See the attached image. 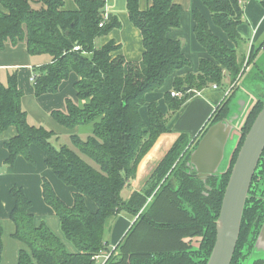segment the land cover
<instances>
[{"label":"trees","instance_id":"trees-1","mask_svg":"<svg viewBox=\"0 0 264 264\" xmlns=\"http://www.w3.org/2000/svg\"><path fill=\"white\" fill-rule=\"evenodd\" d=\"M140 1L128 0L127 13L130 22L141 32L143 61L129 63L123 55H114L122 49L121 45L113 41L103 47L96 44L121 27L118 18L110 23L105 21L106 0H75L77 10L73 12L65 10L64 0H0L6 10L0 13V50L7 44L23 43L28 55H47L52 59L51 63L33 70L37 76L34 84L37 97L58 94L61 85L77 74L74 88L80 104L68 100L66 113L53 112L51 116L60 126L69 130L78 127L85 133L84 138L80 133L71 135L75 150L67 146L55 148L51 141L56 134L29 124L18 75H10L7 85L0 83V131L17 129V136L4 144L9 153L6 164L14 167L20 156L34 164L30 148L35 145L43 151L45 164L56 178L75 192L74 203L68 206L55 193L50 181L42 183L45 204L53 209L64 237L76 249L77 253L71 254L45 224L36 226L32 205L23 189L10 190L15 201L10 216L16 226L13 237L26 247L20 251L18 264H95L94 257L107 251L105 235L110 219L123 213L137 218V222L106 264H207L212 254L226 185L243 141L263 108L264 97H260L244 124L239 146L225 174L212 176L203 183L191 173L188 163L195 145L187 149L182 137L152 174L151 188L124 200L123 189L136 179L141 160L162 135L170 132L167 116L160 111L158 102L148 104L146 96L163 90L170 78L190 66L182 42L169 37L171 31L180 28L182 7L174 0H152L147 10L142 11ZM201 1L211 11L214 25L230 41L239 42L243 4L250 0ZM193 17L196 39L208 56L201 59L198 73L173 79V89L164 94L171 114L179 112L196 92L212 85L221 86L225 72L231 82L241 72L236 51L212 33L200 11L194 10ZM76 46L81 50L75 51ZM261 80L264 82V77ZM172 92L186 95L175 99ZM231 101L232 97L218 108L212 122L228 116ZM144 107H147L148 124L141 117ZM84 157L96 165L86 162ZM261 158L232 264L246 263L250 251L241 253L242 246L247 243L249 250L253 248L258 225L264 220V153ZM86 198L95 203L96 212H90ZM149 198L152 201L147 205ZM257 218L255 233L253 229L250 237ZM197 235L203 237L201 250L189 253L182 249L183 237ZM2 237L0 220V264ZM175 241L178 243L172 246ZM117 251L120 258L115 257Z\"/></svg>","mask_w":264,"mask_h":264},{"label":"crops","instance_id":"crops-1","mask_svg":"<svg viewBox=\"0 0 264 264\" xmlns=\"http://www.w3.org/2000/svg\"><path fill=\"white\" fill-rule=\"evenodd\" d=\"M64 1L66 11L73 12L77 10L75 0ZM174 2L182 7L183 13L180 28L171 31L169 37L172 40L182 42L183 54L189 59L190 66L179 70L166 82L163 90L149 93L146 96V102L148 104L158 102L160 111L166 116L175 115L171 114L167 101L164 98V94L173 89L172 83L175 76L198 73L201 59L208 56L205 48L196 39L194 10L201 12L205 20H207L212 33L217 38L223 40L229 49L236 51L239 65L243 64L244 60L248 58L251 50L255 52L259 50L254 64L264 58V39H261L264 34V8L260 0H250L243 4L244 25L239 27V32L241 35V32L245 31L251 40H240L236 44L228 39L222 29L214 25L211 11L204 6L201 0H174ZM127 3L128 0H106L104 10L105 21L110 23L114 18H118L121 27L113 30L109 35L98 40V42L100 47H103L108 42L113 41L117 46L121 45L122 47L114 55H123L129 63H141L144 53L142 35L140 30L130 22L129 14L127 13ZM151 4L152 0H141L140 9L145 11ZM0 13H6L5 8L1 4ZM6 46L4 50H0V83L7 85L10 75L15 73L18 75V86L24 93L22 105L24 111L27 113L29 124L43 127L54 134L63 133L70 137L73 134H78V127L75 130H69L62 125L60 126L51 116L53 112L62 111L66 113V102L68 100L73 104H80L77 90L74 88L78 81V75L72 74L69 80L61 85V90L58 94H45V96L37 97L35 95L34 83L31 81L34 74L33 70L35 67L51 63L52 59L47 55L36 57L28 55L26 46L23 43L14 46L7 44ZM240 48L242 49L240 50ZM240 51L241 53L239 54ZM213 86L215 85L208 87L206 90L196 92L177 112L171 124L167 123V128L170 132L162 135L153 145L150 152L141 160L136 172V179L123 189L122 197L124 200L131 199L135 193L143 194L145 190L151 188L152 174L164 161L166 155L176 146L180 138L183 137L186 141L187 149H191L195 145V142L213 121L215 112L228 100L226 97L229 94L228 98L230 96L233 97L234 94L236 95L240 91L249 99L248 102L251 103L254 99L256 100V98H252L242 88V86H245L242 79L231 84L230 76L227 72H225L222 85L218 86V89H214ZM256 97L260 98L259 95ZM141 117L148 124L147 107L142 108ZM16 136L17 129L15 127H10L2 133L0 131V172L2 171L1 164L6 162L9 156L4 144ZM30 149L35 161L34 164H29L20 156L17 158L14 167H10L6 172L0 174V220L3 228V257L1 264H18L20 251L26 249L21 241L19 242L13 237L16 231V226L10 219L15 206V201L10 194V190L13 187L23 189L24 194H26L32 205L31 213L33 214L36 226L45 224L65 244L68 252L71 254L77 253L75 247L64 237L59 218L53 209L45 204L42 183L44 180L50 181L55 193L68 206H72L74 203V189L56 178L54 173L45 164V155L41 149L35 145H32ZM157 191L156 189L154 194ZM152 198L148 199L147 205L151 203ZM85 202L91 213L97 211L95 203L89 198H86ZM123 214L110 219L111 223L108 224L105 235L106 243L108 244L107 251L102 252L100 258L112 254L113 250L123 242L126 234L137 222V218L133 217V221H129Z\"/></svg>","mask_w":264,"mask_h":264},{"label":"water","instance_id":"water-1","mask_svg":"<svg viewBox=\"0 0 264 264\" xmlns=\"http://www.w3.org/2000/svg\"><path fill=\"white\" fill-rule=\"evenodd\" d=\"M242 88L256 100L254 99L250 103L248 102L249 99L240 91L236 95L234 94L229 105L228 116L222 121L211 122L206 131L195 142V146L191 151L188 167L192 171H196L203 182L212 176L225 174L230 165L231 157L239 146V141L235 150L228 157L229 163L224 170H221L225 160L227 145L238 129L242 132L251 111L261 100V98L254 96L247 86H242ZM189 90L187 88V91ZM263 152L264 105L253 122L251 130L246 135L237 156V161L231 170V176L226 186L222 208L217 221L216 242L207 264H232L241 235L243 214L247 205L246 201L251 189L250 186ZM123 215L129 221H133L132 215L128 213ZM255 247L264 251V225Z\"/></svg>","mask_w":264,"mask_h":264},{"label":"rangeland","instance_id":"rangeland-1","mask_svg":"<svg viewBox=\"0 0 264 264\" xmlns=\"http://www.w3.org/2000/svg\"><path fill=\"white\" fill-rule=\"evenodd\" d=\"M256 1H259V0H256ZM242 25H244V22H242L241 26ZM247 34L248 33H246L245 31L241 32V35H240L241 36V39L240 40H251L250 37L247 36ZM261 39H264V34L262 35V38ZM96 44L98 46H100V44H99L98 41H97ZM241 49L242 48H240V50ZM240 53H241V51L239 52V54ZM252 53H254L255 55H252ZM252 53H250V55L248 56V58H246L244 60L243 64H241V66H240L241 72H240V75L238 76V78H237L236 81L242 79V82L245 84V86H247L248 88H250V90L254 94V96L259 95L260 97H264V82L261 80V78L264 77V58L261 61L259 60L260 62L258 61V62H256V64H254L255 61H256V59H257V57H258V53L259 52H255V51L252 50ZM235 82H231L230 81L231 84H234ZM233 89H234V87H233ZM228 96L226 97L227 99H229L231 97L230 96L228 98ZM175 115H168L167 116V119H168L169 124H171V122L174 119ZM85 129H88V128H85ZM79 133L81 134V136L83 138L85 137V133L84 134L81 133V129H79L78 134ZM240 135H241V131L238 129V131L235 132L233 134L232 138L230 139V141H229V143L227 145V148H226L225 160H224V162H223V164L221 166V170H224L225 167L227 166V164L229 163L228 157L232 154V152L237 147L238 141H239V138H240ZM51 142H52V145L55 148L60 149L61 146H67V147L72 148V149L75 150V148H73V146L71 144L70 136L67 135V134H63V133L56 134V136L52 139ZM84 159H85L86 162H89L91 165H96L94 162H92V160L90 161L87 157H84ZM1 165H2L1 166L2 171L0 172V174H3L4 172L7 171V169H9L11 167L10 165H7L6 162H3ZM109 223H111V222H109ZM119 254H120L119 251H117L115 253V257L120 258V255ZM100 255H98V256H100ZM110 256H111V254L106 255V257H104V258H100L98 264L99 263L106 264V262L109 260V257ZM257 259H264V251H261V250H258L257 249V252L252 256V261L253 260H257ZM97 261L98 260L96 259L95 260V264H97Z\"/></svg>","mask_w":264,"mask_h":264},{"label":"flooded vegetation","instance_id":"flooded-vegetation-1","mask_svg":"<svg viewBox=\"0 0 264 264\" xmlns=\"http://www.w3.org/2000/svg\"><path fill=\"white\" fill-rule=\"evenodd\" d=\"M264 153V152H263ZM263 155V154H262ZM262 157V156H261ZM262 159V158H261ZM261 161V160H260ZM260 163V162H259ZM258 166H259V164H258ZM258 166H257V168H258ZM256 171H257V169H256ZM256 171H255V174H256ZM190 172L191 173H194V174H196L198 177H199V175L196 173V171H192L191 169H190ZM200 178V177H199ZM254 178H255V176H254ZM254 178H253V181H252V184H251V186H250V192H251V190H252V185H253V182H254ZM201 179V178H200ZM230 179V178H229ZM201 181H202V179H201ZM208 181V180H207ZM207 181H205V182H203V183H206ZM228 184V183H227ZM227 186V185H226ZM263 188H264V185H263ZM174 189L176 190L177 189V184L174 186ZM207 189H209V188H207ZM210 190V189H209ZM226 192V191H225ZM250 192H249V195H250ZM225 195V194H224ZM249 195H248V198H249ZM224 198V197H223ZM248 198H247V200H248ZM223 201V200H222ZM247 202V201H246ZM248 203V202H247ZM223 204V203H222ZM221 208H222V206H221ZM221 211V210H220ZM220 214V213H219ZM219 217V216H218ZM257 223H258V218L256 219V221L253 223V225H252V227H251V233H250V237H251V235H252V230L254 229V233H255V230H256V228H255V226L257 227ZM242 224H243V221H242ZM263 225H264V220L258 225V230L256 231L257 232V236H255L254 238H255V240H254V242H253V248L251 249V250H249V247H247L246 245H247V243L246 244H244L243 246H242V250L240 251L241 253L243 252V254H247L249 251H250V255H248L247 257H246V260H245V264H257V262H261V263H258V264H264V259H257V260H253L252 261V256L257 252V249H256V243H257V240H258V238H259V235L261 234V230H262V227H263ZM217 227V226H216ZM241 228H242V225H241ZM241 232V231H240ZM256 235V234H255ZM217 237V236H216ZM253 238V237H252ZM240 239V238H239ZM202 242H203V237L201 236V235H197V236H195V237H188V236H186V237H183L182 238V240H181V245L180 246H182V249H186L187 250V252H189V253H192V252H198L199 250H201V246H202ZM216 242V241H215ZM239 242V241H238ZM178 243V241H175V242H173L172 243V246H174L175 244H177ZM215 245V244H214ZM237 246H238V243H237ZM236 246V247H237ZM214 247V246H213ZM238 248V247H237ZM237 248H236V251H237ZM214 249V248H213ZM213 251V250H212ZM236 253V252H235ZM235 255V254H234Z\"/></svg>","mask_w":264,"mask_h":264},{"label":"built area","instance_id":"built-area-1","mask_svg":"<svg viewBox=\"0 0 264 264\" xmlns=\"http://www.w3.org/2000/svg\"><path fill=\"white\" fill-rule=\"evenodd\" d=\"M260 3H261V5H262V7L264 8V0H260ZM100 27H103V23L100 25ZM75 51H79V50H81V48L79 47V46H76L75 47V49H74ZM36 78H37V76L36 75H34L33 74V76H32V78H31V81L35 84V81H36ZM214 87V89H218V86L217 85H215V86H213ZM190 93V91H187V94H189ZM186 94L185 93H182V92H172L171 93V96L173 97V98H175V99H180V98H183L184 96H185ZM99 258H100V256H96V257H94V259L96 260H98L97 262H99ZM107 259V258H106ZM99 264H101V263H99Z\"/></svg>","mask_w":264,"mask_h":264}]
</instances>
